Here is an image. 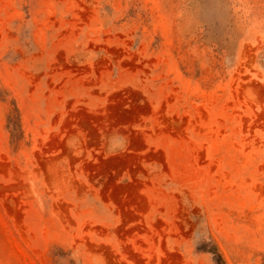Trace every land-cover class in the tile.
<instances>
[{"label": "rangeland", "instance_id": "obj_1", "mask_svg": "<svg viewBox=\"0 0 264 264\" xmlns=\"http://www.w3.org/2000/svg\"><path fill=\"white\" fill-rule=\"evenodd\" d=\"M0 264H264V0H0Z\"/></svg>", "mask_w": 264, "mask_h": 264}]
</instances>
